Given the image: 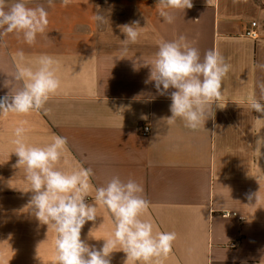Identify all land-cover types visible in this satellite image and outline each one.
Returning a JSON list of instances; mask_svg holds the SVG:
<instances>
[{
	"label": "crops",
	"instance_id": "1",
	"mask_svg": "<svg viewBox=\"0 0 264 264\" xmlns=\"http://www.w3.org/2000/svg\"><path fill=\"white\" fill-rule=\"evenodd\" d=\"M13 2V0H9ZM158 0H54L43 4L48 26L32 45L22 33L0 38V95L21 85L12 80L13 56L48 54L59 59L61 87L44 109L28 115H0V264H53L56 233L28 207L32 196L23 169L14 168L13 132L25 121L27 142L44 145L55 135L67 139L65 164L91 168L92 184L105 186L113 176L135 180L149 201L144 218L154 231H174L176 240L161 264H264V113L251 110L264 97V0H192L191 8L169 9L167 23ZM99 10L108 22L93 19ZM253 20L261 38L245 35ZM139 21L141 35L121 57V26ZM199 50L215 49L231 65L222 83L214 117L195 130L171 116L169 95H159L150 63L160 40H178ZM169 93L175 91L170 88ZM151 126L148 136L142 134ZM254 193L252 199L247 194ZM94 195V190H93ZM87 203H94L91 196ZM232 211L237 215L224 216ZM81 239L100 248L114 230L111 213L98 206ZM91 231V232H90ZM119 247V246H117ZM111 264H124L114 250ZM131 264V262H130Z\"/></svg>",
	"mask_w": 264,
	"mask_h": 264
},
{
	"label": "clouds",
	"instance_id": "2",
	"mask_svg": "<svg viewBox=\"0 0 264 264\" xmlns=\"http://www.w3.org/2000/svg\"><path fill=\"white\" fill-rule=\"evenodd\" d=\"M49 7L54 0H46ZM72 0H61L67 7ZM29 0H0V38L12 32L22 33L23 40L29 45L36 42L38 34H44L48 26V10L43 4L28 6ZM159 15L172 23L174 14L169 9L191 8L192 0H158ZM93 19L97 24L107 23V16L99 10ZM139 21L121 26L125 34L121 57L125 58L128 46L135 44L141 35ZM181 35L178 40L158 42V51L150 65V76L145 83L155 82L159 95H169L171 116L169 125L176 119H182L185 127L195 130L209 117H214L213 103L217 106L222 94V83L231 70V65L215 49L205 52L201 59L197 48L184 43ZM15 72L12 80L19 82L14 89L8 80L5 87L10 91L0 97V115L15 113L28 115L44 109L50 96L61 87L57 75L59 59L41 54L35 58H26L23 51L13 56ZM264 70V64H258ZM264 89V81L260 82ZM175 89L169 93V89ZM251 110L264 113V97L251 102ZM20 121L15 127L12 153L18 157L14 168L23 169L25 181L32 196L28 207L37 220L51 227L56 233V255L53 264H111V253L122 250L126 254L124 264H161V258L167 257L176 240L174 231H154L150 219L144 218L149 201L143 196V186L135 180L122 181L113 176L105 186L95 187L91 177V168L77 163L75 166L58 167L65 161L67 139L55 135L44 145L27 142L24 127ZM264 141H258V147ZM94 190V195H93ZM254 193L247 194L249 200ZM91 196L94 203H87ZM258 198V197H257ZM98 206H103L112 215L114 230L110 237L104 238L100 248L81 239L83 226L98 216ZM91 232V231H90ZM119 246V247H117Z\"/></svg>",
	"mask_w": 264,
	"mask_h": 264
},
{
	"label": "built area",
	"instance_id": "3",
	"mask_svg": "<svg viewBox=\"0 0 264 264\" xmlns=\"http://www.w3.org/2000/svg\"><path fill=\"white\" fill-rule=\"evenodd\" d=\"M245 35L254 39H259L262 36V33L260 32V27H259V22L257 20H253L250 25L246 28ZM0 97H3L0 95ZM151 132V126L150 125H145L142 130V134L144 136H148ZM224 216H229V215H237V213L232 212V211H225L223 212Z\"/></svg>",
	"mask_w": 264,
	"mask_h": 264
}]
</instances>
